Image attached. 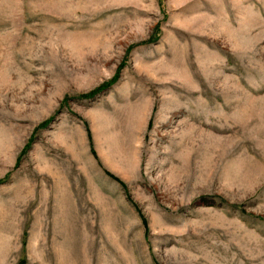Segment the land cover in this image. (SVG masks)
Wrapping results in <instances>:
<instances>
[{
  "label": "rangeland",
  "instance_id": "1",
  "mask_svg": "<svg viewBox=\"0 0 264 264\" xmlns=\"http://www.w3.org/2000/svg\"><path fill=\"white\" fill-rule=\"evenodd\" d=\"M0 264H264V0H0Z\"/></svg>",
  "mask_w": 264,
  "mask_h": 264
}]
</instances>
